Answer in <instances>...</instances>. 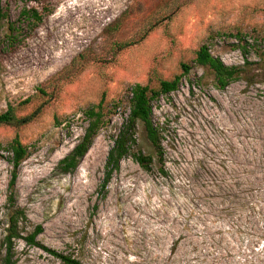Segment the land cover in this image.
Listing matches in <instances>:
<instances>
[{
  "label": "rangeland",
  "instance_id": "374dc122",
  "mask_svg": "<svg viewBox=\"0 0 264 264\" xmlns=\"http://www.w3.org/2000/svg\"><path fill=\"white\" fill-rule=\"evenodd\" d=\"M1 2L12 22L26 5ZM28 5L43 21L20 25L14 46L7 20L0 22V114L12 106L24 117L43 106L23 127H0V146L18 138L29 151L15 188L16 207L26 214L22 235L42 226L41 246L84 264H264V0ZM205 44L229 66L244 65L234 46H245L253 65L219 90L213 73L195 63ZM183 64L191 71L179 90L153 103L167 174L139 124L134 151L152 156V169L124 160L103 198L106 159L130 113L132 87L156 88L182 75ZM117 99L124 104L107 117L76 172L60 173L59 162L88 127L84 111ZM10 158L1 152L0 258ZM15 253L16 264H63L24 240Z\"/></svg>",
  "mask_w": 264,
  "mask_h": 264
},
{
  "label": "trees",
  "instance_id": "16d2710c",
  "mask_svg": "<svg viewBox=\"0 0 264 264\" xmlns=\"http://www.w3.org/2000/svg\"><path fill=\"white\" fill-rule=\"evenodd\" d=\"M25 7L22 9L19 19L16 22L10 20L9 9H5L0 0V22L7 20L9 25V35L7 37L8 44L14 46V40L21 33L20 25L24 23L30 28H35L43 21L41 13L28 5L32 0H24ZM19 27V28H17ZM255 40H258V35H252ZM264 40V37H262ZM241 49L246 58L243 66H229L226 65L220 58L214 57L208 45H202L196 53L195 63L203 68L210 70L215 77V86L219 90L227 89L232 83H235L243 78L246 68L253 64L248 61L249 50L245 46L235 45L234 49ZM183 74L176 76L172 80L161 81L156 88L137 84L131 89V99L129 100L130 113L124 121L122 128L114 139V145L110 149L105 167L104 179L100 185L99 192L104 198L106 191L113 180L115 174L121 171V164L124 160L132 158L143 170L149 172L153 166V157L145 155L142 151H134L138 144L137 127L142 124L145 128L147 138L152 144L159 163L161 164L160 172L163 175L167 173L164 170V150L162 148V129L155 125L153 121V103L159 100L161 96H169L170 94L179 90L184 76L188 75L191 67L188 64L182 65ZM41 96L49 97V94L43 90L38 89ZM33 98H29L20 104V107L31 103ZM124 104L122 99L114 100L110 105L104 106L103 103L92 106L84 111V116L88 121V127L85 130L83 137L79 140L72 151L63 158L57 169L62 174H72L76 172L80 164L87 156L92 148L95 139L101 129L108 123L107 117L113 115ZM43 106L37 108L32 114L19 117L16 114L15 107L0 114V127L9 126L20 128L32 121H34L41 113ZM108 111V112H107ZM6 151L11 154L10 162L13 170L11 172V180L9 183V198L8 204L10 211L6 219V227L4 229L5 236L3 238L1 248L3 254L0 258L1 264H16V243L19 240H24L27 245L40 247L50 255L59 259L63 264H84L79 259L64 255L55 250L43 247L38 242V237L43 233V227L37 226L33 233L28 236H23L20 225L22 221H26V214L23 210L16 207L15 188L19 177V169L22 163L28 158V148L18 139L15 138L8 143L6 147L0 146V154ZM96 209V208H95ZM1 226V224H0Z\"/></svg>",
  "mask_w": 264,
  "mask_h": 264
}]
</instances>
